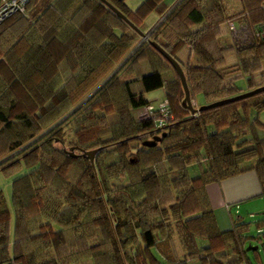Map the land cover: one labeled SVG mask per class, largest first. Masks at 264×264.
Instances as JSON below:
<instances>
[{
    "label": "trees",
    "instance_id": "obj_1",
    "mask_svg": "<svg viewBox=\"0 0 264 264\" xmlns=\"http://www.w3.org/2000/svg\"><path fill=\"white\" fill-rule=\"evenodd\" d=\"M109 1L147 37L100 0H28L0 24V172L18 174L11 204L0 189V264H262L247 247L264 217L221 230L206 186L255 170L264 194V91L193 114L151 41L197 104L252 90L264 38L226 21L264 24V0ZM153 11L165 18L148 34ZM160 87L173 118L155 126L133 109ZM96 148L93 167L81 153Z\"/></svg>",
    "mask_w": 264,
    "mask_h": 264
},
{
    "label": "crops",
    "instance_id": "obj_2",
    "mask_svg": "<svg viewBox=\"0 0 264 264\" xmlns=\"http://www.w3.org/2000/svg\"><path fill=\"white\" fill-rule=\"evenodd\" d=\"M224 1L228 8H240L241 0ZM184 47H186V54L184 52L185 57L178 53V57L182 62L187 61L191 51L189 45H185ZM144 112L145 108L142 107L137 116H142ZM206 189L221 230H228L233 226L234 220L230 212L232 206L236 205V207H239L245 201L249 205L254 203V207L258 204L261 206L262 200L254 198L259 196L264 197L263 188L255 170H248L239 175L209 183Z\"/></svg>",
    "mask_w": 264,
    "mask_h": 264
},
{
    "label": "rangeland",
    "instance_id": "obj_3",
    "mask_svg": "<svg viewBox=\"0 0 264 264\" xmlns=\"http://www.w3.org/2000/svg\"><path fill=\"white\" fill-rule=\"evenodd\" d=\"M142 1L143 0H125V3L131 9H135L138 5H140ZM164 18H165V15L161 16L157 11H153L150 15H148L146 19V24L148 28L147 33L150 34L155 28H157L163 22ZM185 51H186V47H183L181 51L179 52L180 55L183 56ZM234 60H236V57L234 55L230 56L228 59L230 63L233 62ZM263 66H264V61H263ZM147 72L149 71H144V73H147ZM258 77H259V74H257L256 78L259 79ZM236 85L241 88H246L245 77H241L237 79ZM144 95L148 100H151V102L154 103L155 106H158L159 103L162 102L163 98L165 97V89L164 87H160V88L153 89L150 91H145ZM197 100H198V104L196 103L195 100H193V103L195 104V106L199 107L200 104L204 102L202 95H198ZM140 109L142 108L136 107L135 109H133V111L137 115ZM260 119L264 121V111L260 113ZM17 176H18L17 173L6 176L0 172V189L3 190L9 204L12 203V182ZM254 199H261L262 200L261 206L258 204L256 205V207H254V203L249 205L247 201L243 202L241 205H239V207H236V205H234L232 206L230 210L232 219L237 220L238 218H240L241 220L252 222V223H255L259 219H262L264 217V197L259 196ZM222 230H225V229H222ZM252 231L257 234V231L255 228ZM255 245L259 246L258 252L261 255L262 264H264V242L254 243L253 246Z\"/></svg>",
    "mask_w": 264,
    "mask_h": 264
},
{
    "label": "water",
    "instance_id": "obj_4",
    "mask_svg": "<svg viewBox=\"0 0 264 264\" xmlns=\"http://www.w3.org/2000/svg\"><path fill=\"white\" fill-rule=\"evenodd\" d=\"M103 4H105L108 8H110L113 12H115L118 16H120L122 19H124L134 30H136L142 37H146L147 34L145 32H143L137 25H135L119 8H117L112 2H110L109 0H100ZM151 44L173 65L174 69L176 70V72L178 73L180 80L182 82L183 88H184V93H185V97L183 99V105L189 109L191 111V113H196L197 111H201V110H207V109H211L214 107H218L227 103H231L258 93H261L264 91V85H261L259 87H256L252 90L240 93L238 95H234L232 97H228V98H224V99H220L217 101H213L211 103L208 104H203L200 105L199 107H195L194 103L191 99V95H190V90L187 84V80H186V76H185V72L183 70V67L180 63V61L176 58H174L173 56H171L160 44H158L155 41H151ZM163 135H165V133H163ZM161 139L160 136H156L154 137L152 140H147L144 142L145 145L148 146H154L157 144V141H159ZM74 147H71L70 150H68V152L70 153V155L72 156H76L78 154L73 152ZM99 149H92V150H84L82 151V155L87 156L90 160L91 163L93 165V167H95V155L97 153ZM258 245L255 246H251L249 245L247 247V250H251V249H258Z\"/></svg>",
    "mask_w": 264,
    "mask_h": 264
},
{
    "label": "built area",
    "instance_id": "obj_5",
    "mask_svg": "<svg viewBox=\"0 0 264 264\" xmlns=\"http://www.w3.org/2000/svg\"><path fill=\"white\" fill-rule=\"evenodd\" d=\"M27 3L28 0H0V24L15 13L25 12ZM226 24L230 33L235 37L241 36L242 34L246 37L249 33H253L257 37L264 38V24L250 27L246 23H237L233 20H227ZM144 108L145 112L143 116L148 115L154 117L155 126H162L169 119L173 118L169 104L166 101L160 102L158 106H155L154 103L150 102Z\"/></svg>",
    "mask_w": 264,
    "mask_h": 264
}]
</instances>
